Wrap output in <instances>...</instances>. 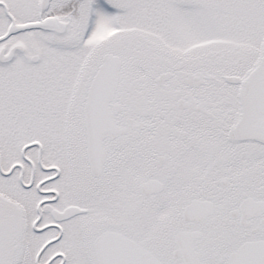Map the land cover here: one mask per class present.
<instances>
[{"label": "snow or ice", "instance_id": "6c2138e0", "mask_svg": "<svg viewBox=\"0 0 264 264\" xmlns=\"http://www.w3.org/2000/svg\"><path fill=\"white\" fill-rule=\"evenodd\" d=\"M0 264H264V0H0Z\"/></svg>", "mask_w": 264, "mask_h": 264}]
</instances>
